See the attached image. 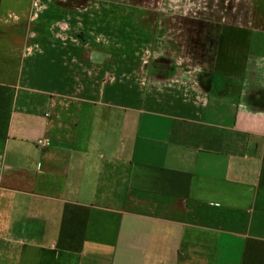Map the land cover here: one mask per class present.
I'll list each match as a JSON object with an SVG mask.
<instances>
[{
	"label": "crops",
	"instance_id": "crops-1",
	"mask_svg": "<svg viewBox=\"0 0 264 264\" xmlns=\"http://www.w3.org/2000/svg\"><path fill=\"white\" fill-rule=\"evenodd\" d=\"M0 264H264V0H0Z\"/></svg>",
	"mask_w": 264,
	"mask_h": 264
},
{
	"label": "rangeland",
	"instance_id": "rangeland-1",
	"mask_svg": "<svg viewBox=\"0 0 264 264\" xmlns=\"http://www.w3.org/2000/svg\"><path fill=\"white\" fill-rule=\"evenodd\" d=\"M75 3H80L79 1H74ZM81 4V3H80ZM96 6V4H95ZM43 16L38 19V21H42ZM60 20H56L55 22H52L53 25L57 26V28L59 29L61 27V24L59 23ZM63 24H65L66 22H62ZM65 26V25H64ZM62 30V29H61Z\"/></svg>",
	"mask_w": 264,
	"mask_h": 264
}]
</instances>
